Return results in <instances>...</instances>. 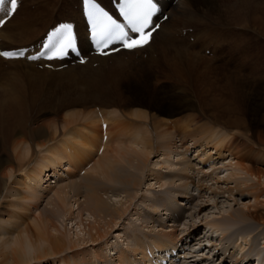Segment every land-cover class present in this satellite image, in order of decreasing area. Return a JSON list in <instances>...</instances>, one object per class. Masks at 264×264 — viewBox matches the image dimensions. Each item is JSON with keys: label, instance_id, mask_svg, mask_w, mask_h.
Returning <instances> with one entry per match:
<instances>
[{"label": "bare ground", "instance_id": "bare-ground-1", "mask_svg": "<svg viewBox=\"0 0 264 264\" xmlns=\"http://www.w3.org/2000/svg\"><path fill=\"white\" fill-rule=\"evenodd\" d=\"M62 1L20 0L15 13L0 28V44L12 48L39 40L50 28L48 20ZM101 1L105 3L107 0ZM211 2L177 0L173 3L165 0L163 9L170 16L155 30L147 45L105 56L92 55L91 60L85 63L90 69L93 62L98 61L96 69L102 70L100 78L104 76V79L101 83L95 82V78L85 82L83 85L89 86V90L78 89L79 101L84 103L88 94L93 98L102 90L113 100L124 97L130 106L129 114L146 120L145 124L136 127L146 125L145 132L137 130L135 136L124 135L125 123L119 117L122 113L118 108L112 107L111 111L105 113L102 109L97 110L98 113L90 110L84 115L82 112L76 114L72 109L71 112L66 111L71 113L67 120L61 122L57 118L46 121L45 117H33V112L39 108L36 95L28 98L22 86H17L21 89L10 90L0 83V264H52L58 261L63 264H133L146 259L148 245H186L184 261L188 264H253L254 260L255 264H264V68L257 70L260 75L252 77L242 67L238 70L235 65L231 69V60H226L223 66L228 69L222 71L210 57L178 47L176 40L180 38L167 26L170 18H188L206 24L205 21L214 19L215 5ZM78 3L80 9L71 10L64 19H58L57 15L60 14L57 10L51 24L54 26L63 20H74L82 47L88 51L81 0ZM226 5L223 11L231 14V18L241 17V22L248 20V15H243L241 10L232 11L228 8L230 5ZM28 6L36 9H29ZM195 9L206 12L207 19H200ZM249 20L251 23L248 26L264 35V16L253 14ZM206 26L210 28L200 31L198 35V39L204 42L214 40L219 29L213 25ZM242 30L240 34L230 32L234 40L226 46L225 57L230 46L234 49L235 45L240 50L242 61H245L243 54H251L252 45L243 47L250 39L248 29L245 27ZM221 31V34L225 33L224 28ZM143 49H147L146 54H134ZM127 53L129 56H125ZM0 59L10 63L25 60L1 56ZM131 62L138 63L134 70ZM29 63L36 64L27 61ZM76 68L74 65L68 66L59 73L65 74L66 78V74ZM252 68L257 66L252 65ZM130 69L134 71L133 74L144 69L147 73L134 79V75H129ZM154 70L159 71L160 78L165 84L170 82L173 89L161 87ZM197 73L205 85L200 83L198 77V80L194 78ZM128 79L132 81L125 85L123 82ZM194 84L195 89L192 87ZM69 90L66 96L76 91L77 87L72 89L69 86ZM149 93L152 94L150 97L157 98H164V94L178 96L179 101L165 107L156 100L147 101ZM227 94L231 99L226 97ZM237 97H245L246 103L236 100ZM96 104L93 103V109ZM188 109L203 110L228 131L220 125L215 130L212 124L209 128L206 122L200 124L197 119L186 116V120L184 116H177ZM114 112V117L118 118L111 121ZM103 119L108 121L107 134L111 136L104 143ZM79 120L83 123L81 126H85L83 130H87L85 137L74 127ZM168 120L174 122L175 128ZM149 126L158 133L155 144L158 149L155 151L151 146ZM201 133H206L207 137ZM187 136L192 137L190 142L185 140ZM200 140L202 144H198ZM102 144L104 148L99 155ZM193 146L196 152L198 147L211 146L218 160L210 163L207 170L199 168L214 156L207 150L194 162L189 157ZM237 152L241 155L237 156ZM96 154L99 156L95 157ZM152 154L158 157L155 162L149 158ZM226 158L228 163H221ZM88 162L93 165L85 170L89 169L85 175V172L79 175L78 172ZM154 164H160V168L166 166L167 170L155 171L154 167L152 169ZM224 167L222 175V171L217 170ZM145 183L148 185L144 189ZM156 184L160 189L153 187ZM193 186L197 187L196 194L191 192ZM150 187L154 193L150 192ZM244 195L248 199L240 205L238 200ZM218 199L223 200L219 202ZM209 206L216 208L217 212H205ZM129 213H137L136 218L131 216L127 222L129 226L122 231L118 227L119 233H116L114 241L112 238L110 241L108 236L112 230ZM28 219L32 221L26 225ZM182 223L185 227L180 229ZM202 225L213 234L217 231L218 237L214 238L212 233L211 236H201L199 230ZM122 239L126 242H120ZM205 239L212 244L210 247L204 242ZM85 243L93 248L96 245L100 247L96 250L81 248ZM109 248L114 251L108 252ZM206 248L208 250H204Z\"/></svg>", "mask_w": 264, "mask_h": 264}, {"label": "rangeland", "instance_id": "rangeland-1", "mask_svg": "<svg viewBox=\"0 0 264 264\" xmlns=\"http://www.w3.org/2000/svg\"><path fill=\"white\" fill-rule=\"evenodd\" d=\"M40 3L42 4L43 2L41 1ZM77 3H78V0H75V1L74 0H63L62 3H61V5H60V7L58 9H55L54 15H56L58 13L57 12V10H58L59 11L58 14H60L63 17V19H64L66 17L65 16L66 14L67 15H70V11L73 10V9H75V7H77V5H75V7L73 6L74 4H77ZM211 3H213V5H215V14L213 15L214 19L213 20H208V21H205L204 20L205 22H207L206 24L205 23H200L198 20H196V21H197L198 24L201 25V29H202V26L203 27H206V25H213V27L216 28V29L219 28L218 29V35L220 34L221 36H218L217 35L216 36V39L211 40V43L212 42H214V43L211 44L210 47H208L209 49H212V46H214V48H213L214 49V52H213V50H211L210 52H205V50H202L200 48V46L202 44H200V43H194L192 45L191 43H188L187 40H184V39L176 40L177 46L179 45L184 50H190V51H193V52L194 51H197L196 53L202 54V55H204L206 57H210L209 59H211L213 62H215L216 65H219V68L222 71H223V69H228V67L223 66V62H226V60L227 61L231 60L229 62L230 65L228 64L229 66H232L231 69H233V66L236 65V68H238V70H241L240 67H242L243 68L242 70L244 72H246V73H249L252 77L253 76L260 75V73H258L257 70L260 69V68H262V69L264 68V35L261 34L259 31L252 29L251 26H248V25L251 23V21L249 19L253 16V14L254 15H257V16H260V17H263L264 16V14H263V11H264V0H247V2H246V0H240V1L239 0H212ZM226 3H228V5H230L228 8L229 9H233L232 11L238 12V11L241 10V12L243 13V15H248L247 16L248 20H246V22L245 21L241 22L242 21V18L241 17H237L236 19L234 17L231 18V16H232L231 14L223 11L226 8V6H227ZM249 4H250V6H249ZM66 5H68V6H67V9L65 10ZM63 6H64V8H62ZM242 6H245V7H242ZM238 7L241 8V9H238ZM28 8L29 9H33V10L36 9L34 7L31 8L30 6H28ZM245 8L246 9L248 8L249 10L247 9V12H246V9ZM66 11L69 12V13H67ZM250 11H251V14H250ZM195 14H197V16L200 19H207L206 12H203L202 10L195 9ZM54 15L51 16V18L55 17ZM216 15H217V17H215ZM51 18H49L50 21L48 20L49 27H52V24L51 23H52V21L55 20V18H53V19H51ZM58 18H60V17H58ZM215 18H217V19H215ZM211 21H213V22L212 23H208V22H211ZM167 22H169V20ZM174 22L176 23V21H174L172 18H170L169 26H173L172 23H174ZM179 22H180V20L177 23H179ZM244 22H245L246 26L244 25ZM245 27L248 29V34L250 35V39H249V41L247 43H245L243 45V47L244 48H247L249 45H252V48H250L251 49V54L250 55L243 54L242 56L245 57V61H242L240 59V56H241L240 50L235 45V48L234 49L232 48V46H230V48H229L230 50H228L227 56L225 57V49H226V46L227 45H230V42H232L234 40V37L231 36L230 32H239V34H240L241 32H243L242 29H244ZM222 28L225 29V33L224 34H221V33H223V31H221ZM221 43H222V45H220ZM189 46H191L192 48L189 47ZM223 57H225V58L223 59ZM220 59H222V62H221ZM130 64H131L132 70H134V68L137 67V64L138 63H135L134 64V63L131 62ZM33 65H35V64L34 63L27 64V62L25 63L24 61L23 62H18V63H16V62L10 63V62H4V61H2L0 59V80H2V81H0L1 85L4 84L3 86H6V87L10 88V90L12 88H14L16 90L17 89H21L20 87H17V86H22L25 89V95L28 98H32L34 95H36V97L38 99L37 104L39 105L38 106L39 108L35 112H33V114H34L33 117L38 118V119H44V117H45V120L46 121H47V119H48V121H49V119L51 121H54V120H57V118H58V121H61L62 122L63 120H67V119H69V117H71V113L69 114L68 112H71L72 109H73V112L76 113V114H78V113L81 114V112H82V115H84L86 113H89L90 110H91V112L96 113L94 111V109H93V103L96 102V103H98L99 105H101L104 108H112V107H114V108H118L119 109V112L122 113V115L119 116V117H121L122 119H124V123H125V126L123 125L124 135H127V136H132L133 135V136H135V135H137V130H143L145 132L144 129H146V125H145V127H141V128H136V127L141 126L143 123L145 124L146 120L141 119V118H138V117H133V116H131V114H129L131 112L130 106L126 103V101H125L126 99L124 97H121L120 96L119 98H117V100H113L111 98V96H108L107 93L104 90H102L98 95L94 94L93 95V98L91 97V94H88L87 99L84 101V103H82V102L79 101V99H78V94H79L78 92H79V90L78 89H80V90L83 89V90H86L87 92L89 90L88 89L89 86L83 85L85 82L89 81V79H91V80L92 79L93 80L97 79V80H95V82L101 83L102 79H104V76L102 78H100V76L103 75L101 73L102 70H100V69L97 70L96 67H95V65H93L94 67H90V69H89V68H87L86 64L84 66H80L79 64L69 63L68 65H64L63 67L54 68V70L53 69H49V68L44 69L43 67H40V66H37V65L33 66ZM73 65L76 66V67H78V68L72 70V72H70V74H66L67 75L66 76L67 79L64 76L65 74H60L59 73V71L63 70L65 67L73 66ZM252 65H256L257 68H252ZM91 68H93V69H91ZM132 70L130 69L129 75H134L133 76L134 79L141 78V77H139V75L142 74L144 76L147 73V72H145L146 70L144 69V70H141V71H137L136 74H133L134 71H132ZM138 70H140V69H138ZM224 71H226V70H224ZM53 73H55V74L53 75ZM153 73H155L156 80H159V83L162 85L161 87H163L164 89L165 88L166 89H173V87L170 86V84H171L170 82H167L166 81L167 83L165 84V81L160 78L161 76H160L159 71H155L154 70ZM158 73H159V75H157ZM49 74H50V76H49ZM58 74L61 76V78H60V76ZM31 75H33V76H31ZM56 75L59 76V77H57ZM26 76L27 77L29 76V77L27 78ZM2 77H3V79H2ZM31 77H34V78L31 79ZM63 77H64V79L66 81L63 79ZM196 77H198V73H197V75H195L194 78H196ZM49 78H50V80H48ZM68 78H69V80H68ZM198 78H199L200 83H201L202 82V78H200V77H198ZM198 78H196V79L198 80ZM45 79H47V80H45ZM61 79H63V80H61ZM131 81H132V79H128V80L124 81L123 83L126 85V84L130 83ZM70 82H74L75 84H71ZM68 83L71 84V85H69ZM263 83H264V80H263ZM41 84H43V85H41ZM203 84L205 85V83H203ZM221 84H222V82H221ZM69 86H71L72 89H75L77 87V90L76 91L75 90L71 91L70 94L68 96H66L65 93H68L70 91L69 90ZM80 86H81V88H80ZM192 87L195 89L196 88V84L192 85ZM188 88H190V87H188ZM73 92H74V94H72ZM169 93L170 92H167V94H169ZM150 96H152L151 93L147 94V97H146L147 101L150 102V100H156V101H158L159 104L160 103H163L165 107H167L170 103H177L179 101L178 98H177L178 96H173V95L172 96H167V95L164 94V98H162V97H158L157 98V97H150ZM226 97H228L229 99H231L230 94H227ZM244 99L237 97L236 100H240L241 102L246 103L245 102L246 101V98L244 97ZM140 108H143V106H140ZM63 109H64V111H62ZM67 110H69V111L66 112ZM76 110H78V111H76ZM44 112L45 113L48 112V113L45 114ZM116 112L112 113V117L110 119L111 121L118 118V117H114V115L116 114ZM200 114H201L202 117L200 116ZM206 114L207 113H205L201 109H188V110L179 112V114H177V116L178 117H183L184 116L185 119H186V116H188L189 119H193V120H196L197 119V120H199L200 124H203V123L206 122L207 124H209V126H208L209 128L211 126H213L212 129L215 127L214 128L215 130H217V128H219L220 126L223 128V130H227L224 127V125H222L219 122L215 121L212 117H210L209 115H206ZM65 116H67V117H65ZM79 118H80V116H79ZM209 122H211V123H209ZM79 123H80V126L78 125ZM82 124L83 123H81L80 120H79V121H77L76 125H74V127H77L78 130L81 132V135L85 137V134L87 133L86 132L87 130L86 129L83 130V128L85 126L84 125L81 126ZM115 124L116 123H114V125ZM210 124H212V125L210 126ZM208 127H206L205 129H208ZM77 128H75V129H77ZM116 128H117V126H115V130H116ZM115 130H114V132H115ZM148 130H149V133L151 135V146L154 147L153 150L155 151V149H158V147L157 148L155 147V144H157V136H158V133H157L156 130L154 131V129L152 131V129L150 128V126H149ZM215 130H213V132ZM82 132H83V134H82ZM201 134H203V133H201ZM203 135L205 136V138L207 137L206 136L207 135L206 133H204ZM109 139H111L110 134H108V141H109ZM209 140H210V138L207 140V143H208ZM76 144L79 145L77 142H76ZM115 144H116V142L113 143V145H115ZM198 144H202V140H200L198 142ZM211 146H212V144H211ZM211 146L210 147L209 146H207V147L202 146V148L201 147H198L197 148L198 152H196V151H195V153L193 152L194 154L192 153L189 157L191 159L193 158L194 159L193 161L196 162L197 160H199L200 157L203 156V153H206L207 150H209L208 153L209 154L211 153V155L214 156L210 160L208 159L209 165H210V163H213V162H215V161L218 160L217 159V156L215 154L213 155V152H212L213 151V148ZM210 149H211V151H210ZM192 150H194V149H192ZM238 152H240V151H238ZM240 153H238L237 156ZM97 155L98 154H96L95 157H97ZM154 155L155 154H152V156L149 157L153 162H155L157 160V158H158V157H155ZM193 156H195V157H193ZM198 156H199V158H197ZM225 157H226V155H225ZM229 157L230 156H227V158H229ZM227 158L225 160H222L221 163H228V159ZM253 164H254V162H253ZM255 164H257V163H255ZM209 165L207 163V165L206 164L205 165L202 164V165H199L198 167L199 168L200 167L201 168H205V170H207L209 168ZM217 166H221V165L218 164ZM153 167H154V169H153ZM165 167L166 166H164V168ZM164 168H162V167L160 168V164H159V166L158 165H155V164L152 166V169L155 170V171H166L167 170V167L165 169ZM225 168L226 167L222 168L221 170H217V171L220 172V171H222ZM158 169H161V170H158ZM87 171L83 175H85L87 173ZM78 174H79V172H78ZM221 174L222 175L224 174L223 171H222ZM79 175H81V174H79ZM154 180L155 179H153V181L152 180H148V181H152V183H153ZM51 181H53V180L51 179ZM44 182H46V180H44ZM147 185L148 184L145 183L144 186L143 185L142 186L145 189ZM52 186H54V184H52ZM153 187L155 189H160L157 184L154 185ZM196 188H195V186H193V189L191 190V192L194 193V194H196L197 193V189ZM151 189H153V188L150 187L149 190H151ZM150 192L151 193H154V191H152V190ZM150 192H148V194ZM157 192H158V190H157ZM50 194H52V192H50ZM247 199H248V196H246V195L240 197V199L238 200L239 201V204L241 205L242 203H245L247 201ZM221 200H223V199H218L219 202ZM204 206H205V204H204ZM237 206H238V204H237ZM206 210H205V212H207V213H209V212L210 213H216L217 212V209L214 208V207L212 208L211 206L207 207ZM133 211H135V209H133ZM133 211L131 213H133ZM131 213L127 214L126 217L121 220V222L118 224V226L114 228L115 230L114 229L112 230L113 231L112 234L108 236V238L110 239V241L112 239L114 241V239L116 238V233L117 234L119 233V228H120V231H122V229L124 227L129 226V224H128L129 222L128 221L130 220V217L131 216H133V217L136 218V214L137 213L136 214L135 213L134 214H131ZM200 215H203V213H201ZM164 216H165V214H164ZM133 220H135V219H133ZM31 221H32L31 219L30 220L28 219L25 222V224L26 225H29L30 224L29 222H31ZM131 226H134V224H132ZM182 227H185L183 225V223L181 224L180 229ZM207 228L208 227H205V225H202L201 229L199 230V234H201V236L204 235V234L207 235V236H208V234H211V233L213 234V232L212 231H209L210 229H207ZM206 230L209 231V232L206 233L207 232ZM114 231H117V232H114ZM216 232H214V234H213V237L214 238H217L218 237V233H216ZM181 235H183V232H181ZM113 236H114V238H113ZM121 241L123 243L126 242V241H123V239L120 240V242ZM85 247H86L87 250L88 249H90V250L95 249L96 250L100 246L99 245H96L93 248V246H91V244L89 245V243L88 244L85 243V244L82 245L81 248L84 249ZM107 251L108 252L109 251L110 252H113L114 250H113V248L112 249L109 248V249H107ZM42 264H46V263H42ZM49 264H51V263H49ZM52 264H63V262L62 261H60V262L58 261V262H55V263H52Z\"/></svg>", "mask_w": 264, "mask_h": 264}, {"label": "snow or ice", "instance_id": "snow-or-ice-1", "mask_svg": "<svg viewBox=\"0 0 264 264\" xmlns=\"http://www.w3.org/2000/svg\"><path fill=\"white\" fill-rule=\"evenodd\" d=\"M91 35L101 48L115 41L123 43L128 49L147 45L152 36L151 18L155 10L153 0H120L117 8L126 23H121L112 14L102 8L96 0H85ZM17 0H0V13L10 14L16 11ZM3 21H0L2 24ZM45 48L54 54L49 59L62 57L68 50L76 49V36L71 24H61L48 35ZM23 52H0V56L13 57ZM35 59V57H30Z\"/></svg>", "mask_w": 264, "mask_h": 264}, {"label": "clouds", "instance_id": "clouds-1", "mask_svg": "<svg viewBox=\"0 0 264 264\" xmlns=\"http://www.w3.org/2000/svg\"><path fill=\"white\" fill-rule=\"evenodd\" d=\"M9 179H11V176H9Z\"/></svg>", "mask_w": 264, "mask_h": 264}]
</instances>
